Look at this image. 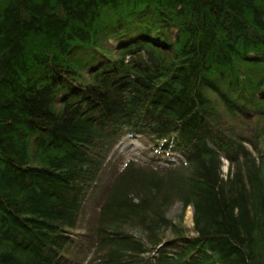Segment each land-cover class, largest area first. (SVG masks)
<instances>
[{"label":"trees","instance_id":"obj_1","mask_svg":"<svg viewBox=\"0 0 264 264\" xmlns=\"http://www.w3.org/2000/svg\"><path fill=\"white\" fill-rule=\"evenodd\" d=\"M0 264H264V0H0Z\"/></svg>","mask_w":264,"mask_h":264},{"label":"rangeland","instance_id":"obj_2","mask_svg":"<svg viewBox=\"0 0 264 264\" xmlns=\"http://www.w3.org/2000/svg\"><path fill=\"white\" fill-rule=\"evenodd\" d=\"M144 145L136 137L124 134L118 143L114 146L112 153H122L124 156L140 155L139 150ZM223 170H227V161L224 159ZM182 212V223L191 230L192 228V207L188 205L182 208L179 202L173 203L167 210V215L174 220H178L179 214ZM191 232V231H190Z\"/></svg>","mask_w":264,"mask_h":264}]
</instances>
